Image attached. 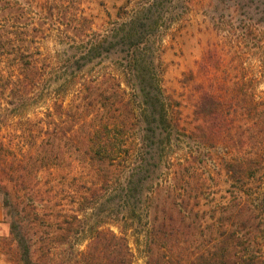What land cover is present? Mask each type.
I'll return each mask as SVG.
<instances>
[{
  "label": "trees",
  "instance_id": "obj_1",
  "mask_svg": "<svg viewBox=\"0 0 264 264\" xmlns=\"http://www.w3.org/2000/svg\"><path fill=\"white\" fill-rule=\"evenodd\" d=\"M191 1L122 0L96 27L82 0H0L10 264H134L127 229L144 232V264H264V98L246 77H205L184 120L162 87V38ZM228 2L215 19L233 42L264 25ZM217 65L208 47L196 73ZM217 150L221 193L204 174Z\"/></svg>",
  "mask_w": 264,
  "mask_h": 264
},
{
  "label": "rangeland",
  "instance_id": "obj_2",
  "mask_svg": "<svg viewBox=\"0 0 264 264\" xmlns=\"http://www.w3.org/2000/svg\"><path fill=\"white\" fill-rule=\"evenodd\" d=\"M221 1L223 0H192L190 10L182 24L173 27L162 38L161 58L164 66L162 87L167 100H170L172 105L178 104L177 110H180L184 120L191 117L194 100L191 86L194 82L203 81L205 77L212 81H220L226 74L232 78L231 80L246 77L251 80L256 98H264V25L259 24L256 27L259 30L247 32L245 38L241 34V40H237L240 43L233 42L235 39L234 35H231L232 30L216 23L218 19L215 18L227 14L226 8L229 2L222 4ZM263 3L264 0H247L248 8L242 5L237 9L239 20L244 18L247 21L252 17L256 20L263 19L264 16L262 17L258 11ZM121 4L122 0H82L81 7L87 14L93 16L95 26L99 27L106 20L107 14L114 16L117 7ZM235 24L239 28L243 22ZM208 47L213 48L218 65L211 67L206 76L200 77L196 73V63ZM44 48L53 49L54 44L47 41ZM192 72L193 77H190ZM6 130L7 127H1L0 136ZM223 155V150L212 153L210 158L205 160L208 165L204 171L208 178L212 177L216 180L215 182L209 180L207 184L209 183L211 188L220 190V193L227 187L224 172L219 164ZM202 205L206 206V202L202 201ZM0 208L2 210L1 197ZM3 222L6 224L7 233L0 235V239L9 234V224L4 219ZM117 225L113 224L110 227L118 232ZM125 233L133 255V263L144 264V232L137 233L127 229ZM0 264H10L1 252Z\"/></svg>",
  "mask_w": 264,
  "mask_h": 264
},
{
  "label": "crops",
  "instance_id": "obj_3",
  "mask_svg": "<svg viewBox=\"0 0 264 264\" xmlns=\"http://www.w3.org/2000/svg\"><path fill=\"white\" fill-rule=\"evenodd\" d=\"M7 233L6 224L3 222V214L0 208V235H5Z\"/></svg>",
  "mask_w": 264,
  "mask_h": 264
}]
</instances>
